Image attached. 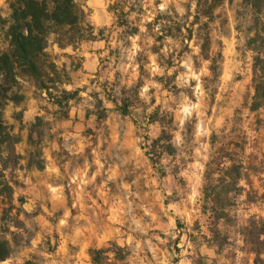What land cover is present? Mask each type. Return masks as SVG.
I'll list each match as a JSON object with an SVG mask.
<instances>
[{
    "label": "rangeland",
    "instance_id": "374dc122",
    "mask_svg": "<svg viewBox=\"0 0 264 264\" xmlns=\"http://www.w3.org/2000/svg\"><path fill=\"white\" fill-rule=\"evenodd\" d=\"M8 1L0 0V17L9 16ZM251 1L91 0L87 5L86 0H77L94 33L119 34L124 47L115 48L116 59L139 65L137 71L123 68L109 80L108 76L99 78L109 67L105 64L102 72H90L96 76L87 84H65L68 91L79 90L67 110H59L27 79H20L19 91L24 98L8 102L3 114L12 136L18 139L15 151L19 159L3 171L2 179L14 187L15 208L7 211L11 215L3 220L10 206L0 195V237L11 240L14 252L0 264H16L25 248L34 252L18 264L26 260L43 264L46 247L42 243L59 236L55 227L63 218L61 212L47 213L39 203L25 208L27 198L34 201L38 190L36 181L27 176L32 168L42 170L52 162L49 171L55 174L53 182L64 190L69 206L76 190L109 188L117 193L111 199L115 224L128 233L134 228L144 235L158 231L161 238L176 244L186 230L200 239L208 231L203 189L207 164L218 152L225 166L241 164L242 172L248 174L239 180L242 189L229 207L231 220L219 224L230 239L223 248L224 257L232 262L238 251L245 252L241 250L239 228L253 215L264 217V108L250 109L254 54L247 41L260 29ZM54 44L52 37L47 52L56 62L58 56L67 54ZM6 46L0 22V47ZM76 58L69 68L56 62L65 69L69 81L80 63L81 57ZM103 89L114 93L119 104L123 97L129 98V112L123 114L117 109ZM72 107L96 116L83 134L82 149L77 144L79 139L69 134L70 125L61 124L69 118ZM38 115L50 122L42 127L41 142L36 132L30 140V126ZM163 131V144L153 147L152 141ZM38 162L43 168L37 167ZM19 196L27 213L18 210ZM16 218L24 225L18 230L19 237L3 231L10 226L16 230ZM46 222L54 229L41 234ZM74 222L70 219L65 225ZM52 249L50 244L48 250Z\"/></svg>",
    "mask_w": 264,
    "mask_h": 264
},
{
    "label": "trees",
    "instance_id": "16d2710c",
    "mask_svg": "<svg viewBox=\"0 0 264 264\" xmlns=\"http://www.w3.org/2000/svg\"><path fill=\"white\" fill-rule=\"evenodd\" d=\"M255 11V20L260 29L249 37L247 47L253 52V86L251 110L264 108V0H252ZM9 16L0 17L1 25L5 31L7 46L0 47V195L9 201L10 210H6L2 219L6 220L15 205L14 187L10 181L4 178L3 171L9 168V163L18 162L19 155L15 151L14 138L4 122V109L10 101L19 102L24 96L19 91L20 79H27L38 90L42 91L49 102L57 106L59 110L68 109L70 101L75 98L79 90L73 92L65 88L70 81L65 77V69H60L57 63L49 56L47 48L53 37V42L59 48L76 47L85 39L95 38L94 27L86 23V12L77 0H9ZM143 67L141 66V71ZM110 98V97H109ZM102 105L103 101L98 99ZM114 106L123 114H127L130 106L129 98L123 97L119 104L117 98H111ZM63 112V111H62ZM65 112V111H64ZM103 114L101 113V117ZM41 115L35 117L30 126V140H33L34 132L38 133V142H41L42 127L49 125ZM165 132L152 141L153 147L163 144ZM34 164L31 161V166ZM37 167L43 168L38 162ZM241 178H248L247 173L242 172L241 164L232 162L225 166L222 156L218 152L207 164L206 184L203 189V211L208 215L209 225L207 233L202 235L203 241L208 246L222 250L229 243V236L221 231L219 224L222 221H230L229 207L234 204L236 194L242 189L239 186ZM21 207L19 212H25L22 207L24 199L18 197ZM9 211V212H7ZM16 230L8 227L5 232L13 236H21L24 228L23 221L13 220ZM191 240L199 237L185 231ZM243 247H246L253 255L256 264H264V217L251 216L247 224L239 228ZM171 244L170 241H168ZM20 245V243H16ZM109 243L108 248L93 250L99 255L115 245ZM14 252V244L10 239L0 237V262L9 259ZM119 252V251H117ZM120 255V254H119ZM206 258V259H205ZM196 264H215L209 262L206 256H198ZM24 264H30L28 260Z\"/></svg>",
    "mask_w": 264,
    "mask_h": 264
},
{
    "label": "crops",
    "instance_id": "0c3cea01",
    "mask_svg": "<svg viewBox=\"0 0 264 264\" xmlns=\"http://www.w3.org/2000/svg\"><path fill=\"white\" fill-rule=\"evenodd\" d=\"M90 3L91 0H86L87 5ZM107 22L105 21V23ZM95 35H97L96 32ZM130 38L132 39V36ZM54 47L58 46L54 44ZM117 47L119 49L124 47L119 34L115 31H107L102 35L98 34L93 39L83 40L77 47L61 48L59 52H66L67 56H58L56 62L69 68L72 60H77V56L81 57L79 66L72 72L73 80L69 82V87L87 84L91 76H96L90 72L98 70L102 72L105 64H109V67L104 68V75H100V79L108 76L109 80H113L117 72L123 68L126 71L130 69L137 71L139 63L135 61L120 62V57L117 58L118 60L116 59L114 50ZM121 52L124 56L125 51ZM73 66L76 67V65ZM111 67L112 69L109 70ZM103 90L107 100L111 102L114 93ZM95 119L96 116L93 113L72 107L69 118L62 120L61 124L63 126L70 125L69 134L79 139L77 144L82 149L84 146L82 142L85 140L83 134L95 122ZM50 165H52L51 161L42 170L32 168L29 171L27 176H31V179L36 181L38 190L34 201L27 198L29 202H25V208L28 209L34 208L36 203H39L47 213L61 212L63 214L60 221L63 222L61 223L63 225L59 222L55 227L59 232L57 239L55 241L51 239L50 243L47 241L42 243V247H46L42 252L46 257L43 264H196L195 260L200 255L206 256L209 262L214 260L215 264H256L254 255L246 247H243V240L241 241V250H245V252L238 251L236 258L231 262L224 257V249L219 251L217 247L208 246L200 238L193 241L185 233L176 241V244H169V239L161 238L158 231H151L144 235L142 230L134 228L128 233L122 229L121 225L115 224V219H112L111 199L113 196L116 197L117 193L106 187L96 192L86 189L76 190L72 197L74 201L69 206L64 190L53 182L55 174H53V170L49 171ZM118 197L122 196L118 195ZM44 201L50 204H45ZM119 206L121 209V202ZM123 208L127 207L124 205ZM72 213L75 214L72 216ZM70 219L75 222L72 225H65V222ZM53 229L54 226L49 227L46 222V225L42 227L41 234H48ZM43 239L48 240L47 237H43ZM42 240L40 239L39 242ZM111 241H114L116 246L99 255L92 252L108 248ZM50 244H52V250H48ZM29 252H34V249L25 248L22 250V260L16 261V264L28 259Z\"/></svg>",
    "mask_w": 264,
    "mask_h": 264
}]
</instances>
